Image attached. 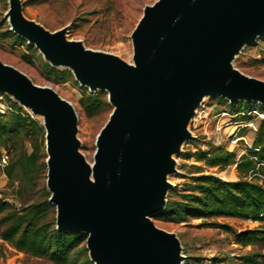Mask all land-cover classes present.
Returning a JSON list of instances; mask_svg holds the SVG:
<instances>
[{"label": "water", "instance_id": "1", "mask_svg": "<svg viewBox=\"0 0 264 264\" xmlns=\"http://www.w3.org/2000/svg\"><path fill=\"white\" fill-rule=\"evenodd\" d=\"M7 4L9 31L114 107L91 167L78 152L72 104L0 60V94L42 119L55 229L85 234L93 264H181L177 236L150 217L166 206L172 155L194 139L187 124L202 96L264 106V81L231 64L264 38V0H157L131 33L132 63L67 40V28L46 30L23 15L21 0Z\"/></svg>", "mask_w": 264, "mask_h": 264}, {"label": "rangeland", "instance_id": "2", "mask_svg": "<svg viewBox=\"0 0 264 264\" xmlns=\"http://www.w3.org/2000/svg\"><path fill=\"white\" fill-rule=\"evenodd\" d=\"M155 1L157 0H21V4L23 15L30 20L38 22L46 30L55 32L62 28H67L65 34L67 40L81 41L82 45L87 49L110 54L124 62L132 63L133 45L131 33L141 19L144 8L152 5ZM7 9V0H0V60L23 72L34 84L51 87L62 98L72 104L78 119L76 133V138L79 142L78 152L84 155L86 161L92 167L96 137L107 123L114 107L108 104V109L92 117L85 115L81 111L79 99L81 98V90L84 89L89 92L88 88L75 81V77L70 82L55 84L46 77L42 67V62L46 63V61L34 46H32L34 52L29 51L25 45L17 44L12 38L2 37L5 31H9L5 17ZM25 44L30 45L27 41H25ZM231 64L234 69L243 75L264 81V38L258 39L252 45L244 46ZM52 68L68 70L63 66ZM99 92L102 91L89 93L96 94ZM103 94L107 99V93L103 92ZM3 96L10 101L14 102V100L5 94L0 96V115L9 117L13 113V109L4 100ZM199 107L209 109V112L225 111L236 116L230 120V125L218 137H211L213 139L212 142L206 141L199 125L193 127L192 121L188 122L187 130L194 139L184 142L180 147V152L172 155V159L175 161L176 173L167 176V181L172 185V188L167 192L166 202L171 194L170 192L174 188H181L182 184L195 171L192 165L201 166L204 174H212L217 178H222L223 174L227 173L226 180L223 181H230L229 179L232 177L235 178L234 181L239 180L236 166H229L222 170L209 169L204 167L202 163L196 162L194 157L184 159L183 154L190 153L192 156L198 150H206L208 144L233 152L238 158L246 155L249 150L255 151L256 149L253 148V142L258 128L264 122V106L253 102L230 104L229 101L223 98L206 96L197 108ZM21 108L24 113L29 114L43 127L40 117L32 115L31 112L23 107ZM1 111L5 113L2 114ZM227 120L228 117L223 118L220 124L221 122H227ZM210 128H208V131ZM44 142L46 141L44 140ZM26 147H28L27 149L30 153L31 149L28 144H26ZM40 150L39 164H42L41 162L44 160L41 158V154L44 153L46 156L44 143ZM9 161L10 156H8L7 164ZM231 172L234 173V176H230ZM247 177L248 174L244 176L246 180H248ZM253 181L259 183L258 180ZM3 182H5L6 191L1 193L3 196L0 198H3L16 209L22 203L30 204L42 200L44 198L43 188L48 192L46 171L42 169L41 165L36 172L35 179L25 182L22 195L17 193L19 184L17 179L12 182L6 176V181ZM152 216L150 219L156 227L166 232L174 233L177 236L182 256L185 257L181 264H243L239 259L240 257L255 252L264 253V249L259 245L242 247L236 244L231 233L219 229L197 227L198 224L203 222H218L228 224L236 232H241L258 228L264 229L263 222L216 218L207 221L193 219L184 224H174L155 220ZM50 217L55 218V208L53 206L50 209ZM73 258L77 264H83L85 258H88L87 249L85 251L77 250ZM0 264L52 263L47 258L31 257L14 249L9 243L0 239Z\"/></svg>", "mask_w": 264, "mask_h": 264}, {"label": "trees", "instance_id": "3", "mask_svg": "<svg viewBox=\"0 0 264 264\" xmlns=\"http://www.w3.org/2000/svg\"><path fill=\"white\" fill-rule=\"evenodd\" d=\"M2 37L12 38L17 44L25 45L27 50L34 52L32 45H26L23 39L11 31H5ZM42 67L46 77L55 84L73 80L68 70H57L43 62ZM3 98L13 113L9 117L0 115V155L4 151L7 157L10 156L4 173L12 182L18 180L17 193L22 195L25 182L35 179L40 165L46 171L44 153L41 154L44 161L39 164L45 132L41 124L24 113L20 106L5 96ZM79 105L81 111L89 117L109 108L103 92L92 94L84 89L81 90ZM26 144L31 149L30 153ZM253 148L258 151L249 150L239 158L235 153L211 144H208L206 150H198L192 156L190 153L183 154L184 159L194 157L196 162L209 169L222 170L236 166L239 180L223 181L212 174H204L201 166L192 165L195 170L192 175L181 188H174L170 192L165 208L152 217L174 224H184L193 219L207 221L216 218L264 223V182L259 185L244 178L249 172H258L264 178V166L259 165L264 164V122L258 128ZM42 191V200L22 203L18 209L0 198V239L31 257L47 258L52 264H77L73 255L77 250L85 251L86 235L57 231L55 218L50 217V195L45 188ZM197 227L219 229L231 233L235 243L242 247L259 245L264 249V229L236 232L228 224L218 222H203ZM239 259L243 264H264V253L255 252ZM83 264L93 263L85 258Z\"/></svg>", "mask_w": 264, "mask_h": 264}, {"label": "built area", "instance_id": "4", "mask_svg": "<svg viewBox=\"0 0 264 264\" xmlns=\"http://www.w3.org/2000/svg\"><path fill=\"white\" fill-rule=\"evenodd\" d=\"M1 113L4 114L5 112L1 111ZM235 116L236 115L229 113V112H225V111L209 112V109H206V108L204 109V108L199 107L194 111V116L191 119V121H192L193 127H196L197 125H199V128H201L202 135L206 138V141L212 142L213 139L211 137H215V138L218 137L224 131V129L230 125L229 123L231 122L230 120L233 119ZM226 117H228L227 122H221L220 124V121H222L223 118H226ZM209 127L211 128L208 131ZM255 151H258V149L256 148ZM7 160H8L7 155L5 154L4 151H1V155H0V197L3 196L1 195V193L6 191L5 182L3 181H6V175L4 173V168L7 165ZM259 165L264 166V164H259ZM247 179H248L247 181H250V182H254L253 180H258L259 183L257 184L259 185L263 184L264 182V178L258 172L257 173L249 172Z\"/></svg>", "mask_w": 264, "mask_h": 264}, {"label": "bare ground", "instance_id": "5", "mask_svg": "<svg viewBox=\"0 0 264 264\" xmlns=\"http://www.w3.org/2000/svg\"><path fill=\"white\" fill-rule=\"evenodd\" d=\"M239 49H241V48H239ZM203 98H204V97L202 96L201 101L203 100ZM201 101H200V103H201ZM257 104L260 105V103H257ZM195 110H196V109H194V111H195ZM228 141H229V140H228ZM46 143H47V141H46ZM229 144H230V143H229ZM230 145H231V144H230ZM233 146H234V145H233ZM92 166H93V165H92ZM226 176H227V173H224L223 176H222V178H223V179H226ZM90 180L93 181L91 177H90Z\"/></svg>", "mask_w": 264, "mask_h": 264}, {"label": "crops", "instance_id": "6", "mask_svg": "<svg viewBox=\"0 0 264 264\" xmlns=\"http://www.w3.org/2000/svg\"><path fill=\"white\" fill-rule=\"evenodd\" d=\"M230 176H234V173H233V172H231V175H230ZM221 179H222V178H221ZM222 180H226V179H222ZM229 180H230V181H234V180H235V178H233V177H232V178H230Z\"/></svg>", "mask_w": 264, "mask_h": 264}]
</instances>
